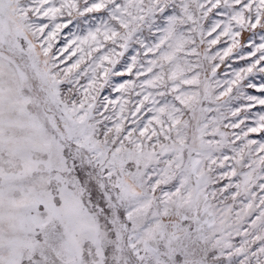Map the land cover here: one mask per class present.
I'll return each mask as SVG.
<instances>
[{
	"label": "snow or ice",
	"instance_id": "1",
	"mask_svg": "<svg viewBox=\"0 0 264 264\" xmlns=\"http://www.w3.org/2000/svg\"><path fill=\"white\" fill-rule=\"evenodd\" d=\"M0 264H264V0H0Z\"/></svg>",
	"mask_w": 264,
	"mask_h": 264
},
{
	"label": "rangeland",
	"instance_id": "2",
	"mask_svg": "<svg viewBox=\"0 0 264 264\" xmlns=\"http://www.w3.org/2000/svg\"><path fill=\"white\" fill-rule=\"evenodd\" d=\"M221 71H223V69H221Z\"/></svg>",
	"mask_w": 264,
	"mask_h": 264
}]
</instances>
